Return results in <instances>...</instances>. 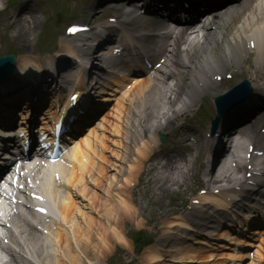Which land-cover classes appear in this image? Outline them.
I'll return each mask as SVG.
<instances>
[{
  "label": "bare ground",
  "instance_id": "obj_1",
  "mask_svg": "<svg viewBox=\"0 0 264 264\" xmlns=\"http://www.w3.org/2000/svg\"><path fill=\"white\" fill-rule=\"evenodd\" d=\"M20 9H22V7ZM256 9L254 17L246 19L244 23L238 25L234 22H229L218 26L215 31L210 30L211 33L204 38L201 37V39L196 40V42L194 41V44L188 45L186 51L178 52L175 67L170 72L171 81H174L175 84L172 90H170V96H168V98L170 97L169 103L172 107H175L177 103L183 101V96H187L192 100L197 97L196 95L192 96L187 91L188 89H192L193 83L199 79V76H202L207 69L213 66L222 68L227 66L230 61H237L235 57L239 54L243 42H249L254 39L257 45L264 46V8L259 5ZM247 11L251 16L253 15L251 5H247ZM30 18L33 19L32 22L29 20H19L13 23L11 27L16 38L20 39L21 43L23 42L22 40L25 41V39L32 36L35 33L37 25L40 24L33 16ZM31 24L33 25L32 27ZM17 67V74L27 75V83L30 84L33 83L31 78L35 80L34 77L38 74L41 77V73L44 70L43 64L41 67H36L35 64L26 59L18 63ZM80 76L81 74L79 73L77 74V78H75L77 84L81 83ZM58 86L59 85H55L54 88ZM35 88L37 89L36 92L30 96L29 94H25L24 96L19 95L15 97L14 101L18 100V98H22L23 100L21 102L22 108L19 109L20 115H18L17 121L19 120V116L22 117L20 119L23 120L26 119V117L29 118L31 114L30 108H33L32 105H36L39 110V108H43L45 102L49 106L47 107L48 110H43L45 112L43 114L49 116V114H52L57 100L63 98V94L61 93L54 96L56 92L53 90L45 94V90L40 92L36 85ZM140 88L141 86L138 87V89ZM159 89L160 87L157 86V90ZM195 89L196 88L192 89V92ZM4 92L5 90H3L1 94ZM162 94H165V92L162 91ZM33 97L36 98L37 102H33ZM27 98H31V100H26ZM126 99L131 101L132 116L134 115L138 118V123L134 121L133 123L130 118L131 121H126V126L122 130V134L116 133L117 137L122 138L119 143L121 147L117 148L118 145H115L116 147L114 146L116 149L114 148V152L108 157V162L107 159L104 161L103 158H100L97 161V165H93L92 156H94L95 153L92 151L90 141H84L83 144L79 143L77 146V149H79L82 154L75 157L70 165L64 168L65 173L60 171L58 174L46 176V179L42 177L39 178V174L37 175L38 179H40L39 181H43V183L49 187L55 185L56 180L60 182L64 180L68 187V192H71L74 186H78V197H80V200L86 205L85 208L83 206H81V208L88 210V216L81 213L83 222L81 227L78 226L75 228V243L68 242L67 236L63 231L56 234V244L51 249L54 250V253H56V251L60 252L56 259L51 256L54 253H50V251L47 253L45 247L41 243V245H39L35 234L25 233L22 237V243L19 242V247L22 251H31L36 257V254H40L36 264H55L56 262L58 264H85L82 256L85 258L88 256L90 257L91 260L88 258V264H102L104 261L102 258H104L117 244H122V236H124L122 227L130 223L132 219H143L144 214H152V211L149 209L150 206L164 203L163 199L169 193V189H172V187L168 186L169 180L174 184H178L177 182H173L172 178L169 176H166L169 180L162 179L156 182V184L152 183L149 187L145 188L144 192H146L148 188L151 190L145 203L141 201L142 197H137V193L128 194L130 188L125 189V186H128L127 175L130 176L129 182L131 184V176L134 174L132 180L135 178L136 187L144 184L141 181L145 180L143 171H139V169L134 170L136 166L135 162L140 161L142 163L147 154L145 142L148 141L146 137L143 139L140 138L145 136L147 132L157 128L161 124L159 120L161 117L157 119L156 116H154V106H150L147 104L149 102H146L152 99L151 95L140 96L138 93H133L128 95ZM107 101H110V98H102V100H100L101 103ZM135 101H137V105H142V107L135 105ZM151 102L158 105L157 101L155 102L153 99L150 103ZM127 117L131 116L128 115ZM106 118L107 116L104 114L101 117V122L104 123ZM135 125L140 126L141 129H137ZM101 127H103L102 124L99 125L100 129ZM95 132L96 131L93 130L92 135L96 138ZM150 134H152V132H150ZM102 141L101 139L95 142V144H102ZM139 145L143 148H137ZM95 147H97V145H95ZM84 149L86 150L84 151ZM151 151H153V149ZM133 153H136L137 157H135V155L131 157ZM130 158L134 162L133 167H131ZM109 162H113L112 167L108 165ZM122 164L126 169H122L119 166ZM140 170L142 169L140 168ZM56 177H60V180ZM121 177L124 178L126 182L121 179ZM152 178V181L158 179V177L154 176ZM226 182H230V180H226ZM43 183L42 185H44ZM56 184L60 186L58 182H56ZM52 191L56 192L54 190ZM58 191L60 192L59 189ZM144 192H142V195L145 194ZM57 209L60 217L62 215V220L68 221L76 213V204H74L73 201H71V203L63 201L60 202V207ZM77 215L78 214H76V217ZM48 238L50 239V237ZM198 244H200V242H198ZM73 245H75L79 254L75 252ZM122 245H124V243ZM246 245H249V243H246ZM80 253L82 255H80ZM91 255H93L92 258ZM161 256L163 255L152 253L149 258V263H159ZM192 260L193 257H190L188 262H193Z\"/></svg>",
  "mask_w": 264,
  "mask_h": 264
},
{
  "label": "rangeland",
  "instance_id": "obj_2",
  "mask_svg": "<svg viewBox=\"0 0 264 264\" xmlns=\"http://www.w3.org/2000/svg\"><path fill=\"white\" fill-rule=\"evenodd\" d=\"M18 43H19V42L16 41V44H13V45H14L16 48H17V47L20 48V49L25 48L24 46H19ZM30 48H32L34 51H36V45H35V44H31V43H30ZM21 51H22V53L25 52L24 50H21Z\"/></svg>",
  "mask_w": 264,
  "mask_h": 264
}]
</instances>
